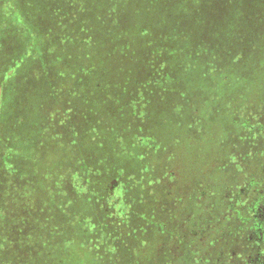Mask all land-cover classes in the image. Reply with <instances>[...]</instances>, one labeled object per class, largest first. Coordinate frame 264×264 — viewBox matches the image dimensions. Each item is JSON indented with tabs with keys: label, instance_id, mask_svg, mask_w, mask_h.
Instances as JSON below:
<instances>
[{
	"label": "trees",
	"instance_id": "obj_1",
	"mask_svg": "<svg viewBox=\"0 0 264 264\" xmlns=\"http://www.w3.org/2000/svg\"><path fill=\"white\" fill-rule=\"evenodd\" d=\"M0 264H264V0H0Z\"/></svg>",
	"mask_w": 264,
	"mask_h": 264
}]
</instances>
